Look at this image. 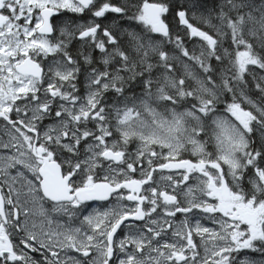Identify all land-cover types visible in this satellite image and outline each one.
<instances>
[{
    "label": "snow or ice",
    "instance_id": "6c2138e0",
    "mask_svg": "<svg viewBox=\"0 0 264 264\" xmlns=\"http://www.w3.org/2000/svg\"><path fill=\"white\" fill-rule=\"evenodd\" d=\"M0 264H264V0H0Z\"/></svg>",
    "mask_w": 264,
    "mask_h": 264
},
{
    "label": "flooded vegetation",
    "instance_id": "af4514ba",
    "mask_svg": "<svg viewBox=\"0 0 264 264\" xmlns=\"http://www.w3.org/2000/svg\"><path fill=\"white\" fill-rule=\"evenodd\" d=\"M240 255L242 256V255H244V253H241ZM249 255H254V254L249 253Z\"/></svg>",
    "mask_w": 264,
    "mask_h": 264
}]
</instances>
